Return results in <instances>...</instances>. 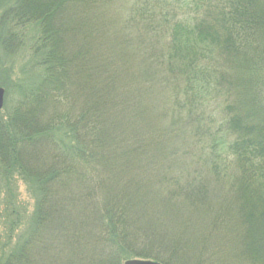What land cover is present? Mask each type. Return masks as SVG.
I'll use <instances>...</instances> for the list:
<instances>
[{
  "label": "rangeland",
  "instance_id": "obj_1",
  "mask_svg": "<svg viewBox=\"0 0 264 264\" xmlns=\"http://www.w3.org/2000/svg\"><path fill=\"white\" fill-rule=\"evenodd\" d=\"M34 1L30 0L26 4L27 10H40L38 8L41 5H36ZM125 1L128 4L130 2L134 10L146 8L156 12L152 17H158L153 22L152 17L151 22H146V15L139 19L133 17L134 12ZM261 1L264 3V0ZM178 2L180 0H102L98 16L104 22L98 19L99 26L94 27L97 29L96 36L93 35L96 47L91 50L86 48L85 53L91 51L97 57L93 59L95 66L97 60L102 62L92 69L96 73L95 81L99 84L96 94H93L96 98L93 104L95 108L98 105L104 109L100 99H110L109 93L119 97L116 98L118 109L104 115L102 125L99 123L96 126V154L98 157L101 155V161L109 165L115 162L116 166L113 167L118 172L112 177V187L118 184L121 175H126L133 183L140 182L135 185L137 190H133L136 194L129 196L130 191L127 193L129 199L126 202L130 203L123 210L119 212L116 204L123 200V195L106 196L109 192L102 191L88 209L90 201L81 204L80 199H76L71 205L73 210L69 212L70 215L45 211L46 217L39 225L35 222V209L42 210L56 203L40 196L37 184L32 180L31 183H25L15 174L0 179V216L17 215L19 210L28 216V226L23 229L15 249L20 246V242L28 241L26 251L29 257L34 255L35 258L28 259L30 263L39 264L36 260L40 259L41 264H45L43 255L50 257L49 250L53 244L58 257L54 264H126L133 259H159L155 261L162 264H254L251 257L258 253L261 244L259 237L264 233V216L261 214L264 212L260 210L263 205L260 203L259 207L254 194L247 192L254 183L242 182L243 169L238 159L228 153L221 152L213 156L209 152L208 125L212 116L217 114L218 106L214 109L213 106L218 102L205 109V113L212 111V114H206L211 116L207 120L194 115L196 111L182 110V95L176 97V93L184 88L185 83L183 80L175 81L176 75H170L173 72H167V67L153 64V55H160L166 48L165 38L162 37L164 28L158 27L167 13L166 6L170 5L168 10L172 12V22L193 19L189 14H183V10L177 6ZM84 4L79 10H76L77 7L73 9L71 21L78 25L83 21L85 6H88ZM8 5L9 0H0V87L5 89V94L8 93L10 105H19L17 100L23 99L21 95L26 89L37 87L41 81L47 80L43 83L44 87L49 84L53 68H44L41 72L38 64H35L37 58L31 49L35 42L29 41L40 35L39 25L21 28L23 31L19 33L11 31L6 12ZM96 6L99 7V4ZM261 13L260 16V11L255 13L246 9V15L249 14L250 19H257L259 29L264 31V6ZM175 30L177 39H182L186 31L180 27ZM99 34L106 45L98 46ZM187 34L183 40L187 39ZM259 34L262 33L259 31ZM156 35L161 42H155ZM189 35L194 37L190 43L205 45L206 41L197 38L200 35L196 28ZM9 36H13L11 47L8 45ZM117 38L119 42L116 43L114 39ZM128 39L133 48H128L127 52L124 44ZM77 41V35L73 36L71 43L75 49ZM258 48L261 50L260 45ZM81 53L84 54V51ZM75 58L81 67L75 73V81L69 82V94L61 99V103L47 101L45 104L49 116L62 111L63 118H59L60 123L56 120L52 135L69 152L79 151L91 134L86 125L88 117L80 111L87 112L93 88L87 83L83 84L88 70V66L82 68L85 59L81 55L80 59ZM197 58H200V54ZM87 61L90 64V59ZM118 67L121 74L114 72L108 75L105 70L114 71ZM185 67L188 72L192 71L201 77L195 67ZM237 68L233 67L231 77L237 79L240 76L243 85L250 86V79L253 78L251 70L241 74V69ZM67 70L68 78L72 76L68 73L71 70L73 73V67ZM175 73H181V69ZM41 75L46 78L39 79ZM147 76L152 79L143 82ZM232 89L237 91L234 87ZM102 92L108 97L101 96ZM248 92L247 98L250 96ZM217 97L222 103L223 96ZM5 101L6 98L0 116L8 119ZM81 113L84 119L79 115ZM20 116L23 118L24 115L20 113ZM29 120L32 117L27 116L26 121ZM43 142L40 141L38 150L32 154L30 164L50 168L49 162L45 160L49 156L45 150L47 143L44 145ZM114 146L116 151H111L116 154L106 156V150ZM102 147L106 150L101 151ZM125 151L127 156L124 155ZM67 161L70 163V156ZM117 162L122 167L118 168ZM50 198L58 200L57 197ZM83 206L84 209H81ZM89 210L93 212L87 213ZM54 217L59 220L58 229L60 225L64 226L58 242L43 239L49 235L47 233L54 225ZM122 222L128 223H125L126 228L121 225ZM2 224L0 220V232H3ZM22 236L25 237L21 239Z\"/></svg>",
  "mask_w": 264,
  "mask_h": 264
},
{
  "label": "trees",
  "instance_id": "obj_2",
  "mask_svg": "<svg viewBox=\"0 0 264 264\" xmlns=\"http://www.w3.org/2000/svg\"><path fill=\"white\" fill-rule=\"evenodd\" d=\"M9 1L10 5L6 7V12L11 23L10 30L19 33L23 31L21 28L26 29L33 24L39 25L41 31L38 35H40L29 41V43L35 42L34 45H30L37 58L35 64H38L41 72L44 68L47 70L51 67L53 70L50 79L48 76L49 84L44 87L43 83L47 80L41 81V83L38 81L40 84L37 87L26 89L21 95L23 99L17 100L19 105H10L8 93L5 94V107H7L5 111L9 113V118L3 119V116H0V179H6L7 176L15 174L25 183H31L32 180L37 184V192L40 196L45 199L49 198L53 203H56L51 207L45 206L42 210L36 211L35 209V222L39 225L46 217L45 211L51 210L56 211V214L66 215L68 213L70 215L69 212L73 210L71 205L76 199H80L78 201L81 204L90 201L88 209L91 207L90 203L95 201L102 191L109 192V195L105 194L106 196L121 197L123 195V200L116 203L120 212L130 203V201H126L129 196L136 194L133 190L136 189L135 185L140 182L133 183L129 177L121 175L118 184L112 187V179L118 172L117 168L113 167L115 162H111L109 165V163L101 161V155L98 157L96 154V144H98V141H94L96 126H99V123L102 125L104 115L118 109L116 98H119L116 94L109 93L110 99L103 100L100 97L104 109L98 105L95 108L93 105L96 100L93 94H96L99 84L95 81L96 73L92 69L100 66L102 62L97 60L96 67L93 64V59L97 57L91 51L85 52L86 48L91 50L96 47L93 35L96 36L97 29L94 27L99 26V20L104 22L98 16L102 0H35L36 5H41V8H38L40 10L35 12L26 9V4L30 0ZM84 1L88 6H85L86 10L83 8L85 10L83 21L78 25L71 21V16L74 15L75 7H77L76 10L82 8ZM97 3L99 7L96 6ZM128 6L134 12L133 17L137 16L139 19L146 15L144 18L146 22H151L152 15L156 13L141 7L134 10L130 2ZM169 6L167 5L165 8L167 13L163 16L162 23H158V27L164 28L162 37L165 38L166 48L160 55H153V64L167 67V72H173L170 75H176L175 81L183 80L185 83L184 88L176 93L178 94L176 97L182 95L183 101L180 103L182 110L196 111L194 115H197L199 119L207 120V118L211 119V116L206 114H212V111L205 113V109L209 105H213L215 101L218 102L213 106V109L218 106L217 114L212 116L211 123L208 125L209 152L213 156L221 152L228 153L238 159V164L243 169L241 180L246 184L254 183L247 192L254 194L258 205L262 203L263 206L259 205V207L264 212V31L259 29L260 25L257 19H250L249 14L246 15V9H250V12L260 11L259 15L261 16L264 3L261 0H180L177 6L183 10V14H189L193 19L185 21L178 19L177 22L170 20L172 12L168 10ZM253 8L254 10H252ZM157 17V15L153 16L152 22ZM174 17L176 16L174 15ZM177 27L186 31L183 38L188 33L186 40L177 39L178 33L175 30ZM195 28L200 35L197 38L206 41L205 45L201 43L197 46L195 43H190V39L194 37L189 33ZM173 30L175 31L172 32ZM259 31L262 34H259ZM76 35L78 41L75 49L71 39ZM98 36L100 37L97 41L98 46L106 45L101 34ZM114 36L117 37V35ZM154 37L155 42H161L158 35ZM8 39V45L11 47L13 36H9ZM118 39H114V42H119ZM14 42L16 41L14 40ZM43 44L44 46H42ZM179 45H183V47ZM259 45L261 50L258 48ZM124 47L127 52L128 48H133L129 39L125 41ZM216 50L223 56L221 57ZM83 51L84 54L81 53ZM198 54H200V58H197ZM74 55L77 59H80V55L82 59H85L82 68L88 66V70H86L87 79L83 81V84L87 83L90 88H93L90 91L91 101L87 112L80 111L88 117L86 125L91 134L88 142L82 145L79 151L69 152L63 146L61 147L60 141L53 138L52 135L56 120L60 123L59 118H63L62 111H56L55 115L49 116L45 104L47 101L61 103V99L69 94V82L75 81V73L81 67L76 62ZM157 57L159 61L156 59ZM89 59L90 64L87 61ZM185 65L192 69L195 67L201 77L192 71L188 72ZM70 66L73 67V73L72 70L69 71L68 75L72 76L67 78V69ZM233 67H239L241 74H246L247 70H251L253 78L250 79V86L245 87L240 76L237 79L231 77ZM178 69H181V73H175ZM105 70L108 75H112L114 72L121 74L120 67L114 71ZM44 76H39V79H45ZM148 77H144L143 82L152 79V77ZM232 87L237 91H234ZM247 91H250L248 92L249 98H247ZM102 95L108 97L106 93L102 92ZM218 95L223 96L222 103H220ZM112 104L115 106L114 108ZM20 113L24 115L23 118ZM82 113L79 115L83 116ZM27 116L32 117L33 121L27 122ZM29 123L32 125H28ZM40 141H44V145L47 143L44 147L49 156L45 160L49 162L50 168H40L36 163L30 164V158L38 150ZM102 144L104 143L102 142ZM105 150L102 147L101 151ZM111 150H115V146L106 150V156L116 154ZM124 155L127 156L126 151ZM69 156L70 163L67 161ZM57 161L58 164H56ZM116 164L120 168L121 165L118 162ZM120 174H122V168ZM129 191L131 194L126 197ZM50 197H57L58 200ZM38 199L40 203L43 202L40 197ZM81 209H84V206ZM86 212L90 214L93 211ZM261 214L264 216V213ZM27 217L23 212L20 213V210L17 215L0 216V220L3 221L1 226L3 232H0V264H32L28 259H35L34 255L29 257V253L26 251L25 245L28 241L20 242V246L15 249L23 229L28 226ZM54 219L52 229L48 233L45 232L49 235L43 239L58 242L59 234L64 226L60 225V229H58L59 220L55 217ZM125 223L122 222L121 225L126 228ZM23 237L25 236H22L21 239ZM259 239L261 244L257 249L258 253L251 257L254 264H264V233L260 234ZM261 245L263 246L260 247ZM52 246L49 250L50 257L46 254L43 255L45 264H54L58 260L57 253ZM155 260L159 261V259ZM36 261L41 264L40 259Z\"/></svg>",
  "mask_w": 264,
  "mask_h": 264
},
{
  "label": "water",
  "instance_id": "obj_3",
  "mask_svg": "<svg viewBox=\"0 0 264 264\" xmlns=\"http://www.w3.org/2000/svg\"><path fill=\"white\" fill-rule=\"evenodd\" d=\"M4 98H5V89L0 87V109H2L4 105ZM126 264H161V263L152 262V261L131 260V261H127Z\"/></svg>",
  "mask_w": 264,
  "mask_h": 264
}]
</instances>
